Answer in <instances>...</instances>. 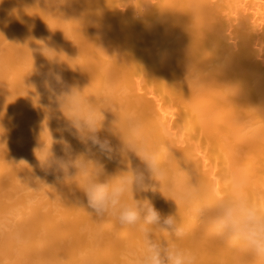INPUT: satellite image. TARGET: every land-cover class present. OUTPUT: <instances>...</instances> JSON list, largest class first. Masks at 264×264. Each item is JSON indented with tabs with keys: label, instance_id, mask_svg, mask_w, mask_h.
<instances>
[{
	"label": "bare ground",
	"instance_id": "1",
	"mask_svg": "<svg viewBox=\"0 0 264 264\" xmlns=\"http://www.w3.org/2000/svg\"><path fill=\"white\" fill-rule=\"evenodd\" d=\"M53 73L103 109L99 135L112 153L69 128L45 87L49 79L60 91ZM109 83L117 91L104 103ZM128 114L163 146L170 176L183 170L223 194L225 172L243 168L249 196L264 203V0H0V217L16 213L26 237L17 246L0 235V264H80L81 253L120 264L139 234L96 218L55 161L84 156L107 173L125 169L118 130ZM49 149L54 162L42 165ZM149 183L137 198L189 226L181 243L198 264H257L170 200L166 182L161 191Z\"/></svg>",
	"mask_w": 264,
	"mask_h": 264
},
{
	"label": "clouds",
	"instance_id": "2",
	"mask_svg": "<svg viewBox=\"0 0 264 264\" xmlns=\"http://www.w3.org/2000/svg\"><path fill=\"white\" fill-rule=\"evenodd\" d=\"M52 79L60 85V91L49 79L44 81L45 87L69 128L82 141L90 140L101 153H112L111 141L99 135L105 127L103 109L98 110L79 86L67 85L59 74L53 73ZM116 91L115 84H106L103 102H109ZM118 134L125 169L107 173L98 162L84 156L55 163L66 182H75L96 218H114L121 227L139 234L138 242L122 251L120 264H198L196 253L181 243L189 234V226L174 215H162L147 197L137 198L150 190L151 181L158 183L159 191L166 182L170 200L184 203L189 214L220 241L248 253L257 264H264V203L249 196L245 169L237 167L225 172L226 187L221 194L214 183L183 170L170 176L161 160L163 146L156 148L150 143L143 122L136 115L125 116L123 132L118 130ZM131 156L137 157L142 166L133 167ZM38 159L42 165L51 166L54 162L50 149ZM70 168L76 170L74 176L69 175ZM151 190L157 189L153 185ZM18 219L14 212L0 217V235L7 234L17 246H22L26 237L15 223ZM82 231L90 232L87 228ZM80 264H90L87 253L80 254Z\"/></svg>",
	"mask_w": 264,
	"mask_h": 264
}]
</instances>
